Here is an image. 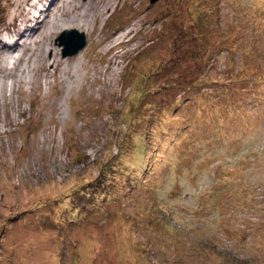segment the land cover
I'll return each mask as SVG.
<instances>
[{
	"label": "rangeland",
	"instance_id": "obj_1",
	"mask_svg": "<svg viewBox=\"0 0 264 264\" xmlns=\"http://www.w3.org/2000/svg\"><path fill=\"white\" fill-rule=\"evenodd\" d=\"M0 264H264V0H0Z\"/></svg>",
	"mask_w": 264,
	"mask_h": 264
},
{
	"label": "water",
	"instance_id": "obj_2",
	"mask_svg": "<svg viewBox=\"0 0 264 264\" xmlns=\"http://www.w3.org/2000/svg\"><path fill=\"white\" fill-rule=\"evenodd\" d=\"M156 0H149L153 3ZM61 47L62 57H70L77 54L86 44L84 32L78 31L76 28L63 29L55 40Z\"/></svg>",
	"mask_w": 264,
	"mask_h": 264
},
{
	"label": "trees",
	"instance_id": "obj_3",
	"mask_svg": "<svg viewBox=\"0 0 264 264\" xmlns=\"http://www.w3.org/2000/svg\"><path fill=\"white\" fill-rule=\"evenodd\" d=\"M151 49H153V47L151 48ZM210 49V48H209ZM154 51V50H153ZM212 51V50H211ZM156 53V52H155ZM153 54H154V52H153ZM142 55V54H141ZM206 56H208V59L211 57V54H207ZM147 57H148V53H145V55H144V58H145V60L147 59ZM212 58V57H211ZM171 59V58H170ZM158 62V63H157ZM160 64H161V61L160 60H158V57L157 58H152V59H150L149 60V65H156V66H160ZM229 64V63H228ZM148 65V64H147ZM227 65V64H226ZM147 67V66H146ZM161 71V70H160ZM159 71V72H160ZM156 73H158L157 72V70L156 69H154V70H152V71H150V73L149 72H146L145 74L144 73H139L141 76H140V81H141V83H142V89H144V90H146V91H148V88H149V85H147V81L148 80H150L151 78V76L152 75H155ZM144 74V75H143ZM143 93V92H142ZM142 96V95H141ZM197 114V113H196ZM168 117V116H167ZM167 117H163V123H161V126H158V129L160 130V132L161 133H163L162 132V129H163V127H162V124H164L165 123V121L164 120H166V121H168L169 123L171 122V120L169 119V118H167ZM167 118V119H166ZM190 121L192 122V118L190 119ZM155 123L156 122H154V125H155ZM171 125L173 126V127H176V126H174V122H172L171 123ZM153 130H150V133L149 134H151V132H152ZM155 132H157V131H155ZM143 135H145L144 133H142ZM164 139H166V136H164L163 137ZM164 148H167V146L165 145L164 146ZM139 152H143V150L141 149ZM164 152H160V157L162 158L163 156H164ZM133 163V162H132Z\"/></svg>",
	"mask_w": 264,
	"mask_h": 264
},
{
	"label": "bare ground",
	"instance_id": "obj_4",
	"mask_svg": "<svg viewBox=\"0 0 264 264\" xmlns=\"http://www.w3.org/2000/svg\"><path fill=\"white\" fill-rule=\"evenodd\" d=\"M108 1H109V0H108ZM97 10H98V9H97ZM91 13H92V12H91ZM81 21H82V20H79L78 25L81 23ZM65 25H66V26H75V27L77 26V24H75V25H74V24H65ZM71 28H72V27H71Z\"/></svg>",
	"mask_w": 264,
	"mask_h": 264
},
{
	"label": "clouds",
	"instance_id": "obj_5",
	"mask_svg": "<svg viewBox=\"0 0 264 264\" xmlns=\"http://www.w3.org/2000/svg\"><path fill=\"white\" fill-rule=\"evenodd\" d=\"M125 40H127V39H125ZM191 126H192V128H193V126H194V122L192 121V124H191Z\"/></svg>",
	"mask_w": 264,
	"mask_h": 264
}]
</instances>
